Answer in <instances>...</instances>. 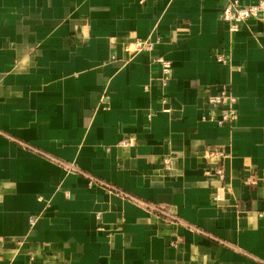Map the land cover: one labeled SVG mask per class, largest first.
Returning <instances> with one entry per match:
<instances>
[{
  "label": "crops",
  "instance_id": "obj_1",
  "mask_svg": "<svg viewBox=\"0 0 264 264\" xmlns=\"http://www.w3.org/2000/svg\"><path fill=\"white\" fill-rule=\"evenodd\" d=\"M227 1L0 0V264H264V17ZM222 85L232 127L202 119Z\"/></svg>",
  "mask_w": 264,
  "mask_h": 264
},
{
  "label": "built area",
  "instance_id": "obj_2",
  "mask_svg": "<svg viewBox=\"0 0 264 264\" xmlns=\"http://www.w3.org/2000/svg\"><path fill=\"white\" fill-rule=\"evenodd\" d=\"M145 0H141L144 2ZM264 17V0H257L253 3H242L240 0H228L226 5L224 6L221 18L227 23L228 28L231 32L239 31L242 23L247 21L250 18L261 19ZM158 42V40L152 39H141L137 38L131 44L126 45V50H130L132 46L137 48L139 51L151 53L153 48ZM152 59L160 65L161 74L159 79L163 82V84H167L171 73H172V62L171 60L163 57H152ZM218 61L224 63H230L229 58L221 53L217 55ZM167 99L164 96L163 103H166ZM207 101L208 103L215 109L213 114L204 115L202 116L203 120H210L216 122L218 125H227L232 127L236 121L238 120V97L234 94L232 88L228 85H222L219 87L217 92L215 93H208L207 94ZM129 139H123L120 141L122 145L130 144ZM229 156V151L226 150L224 147H213L208 148V157H214L217 159H225ZM163 167L165 169L170 170L173 165L172 157L167 155L162 160ZM74 168V167H73ZM70 169V168H68ZM75 169V168H74ZM208 175L215 176L221 182H224L226 179L225 168L223 164H218L214 170L210 168L207 171ZM244 183L249 185H255L258 183L256 177L254 175H249L243 179ZM90 183H100L102 185L108 186L112 189H117L115 186L106 183L96 177H90ZM220 188H225V186H221ZM128 195V194H126ZM130 196V195H128ZM131 199H135L131 197ZM221 198V193L218 191L215 199L219 200ZM136 200V199H135ZM142 204L146 205L149 209H153L159 213H165L171 218H175L173 215L167 214L160 206L153 205L150 203L141 202ZM34 222V218L31 220Z\"/></svg>",
  "mask_w": 264,
  "mask_h": 264
}]
</instances>
